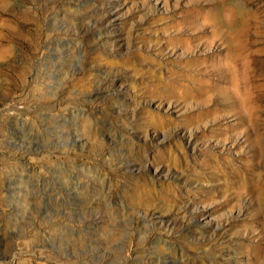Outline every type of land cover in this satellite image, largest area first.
<instances>
[{"label": "rangeland", "instance_id": "1", "mask_svg": "<svg viewBox=\"0 0 264 264\" xmlns=\"http://www.w3.org/2000/svg\"><path fill=\"white\" fill-rule=\"evenodd\" d=\"M0 264H264V0H0Z\"/></svg>", "mask_w": 264, "mask_h": 264}]
</instances>
